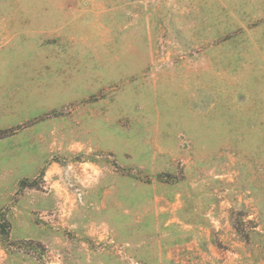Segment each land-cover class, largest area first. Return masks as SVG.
<instances>
[{"label":"rangeland","instance_id":"1","mask_svg":"<svg viewBox=\"0 0 264 264\" xmlns=\"http://www.w3.org/2000/svg\"><path fill=\"white\" fill-rule=\"evenodd\" d=\"M0 264H264V0H0Z\"/></svg>","mask_w":264,"mask_h":264}]
</instances>
